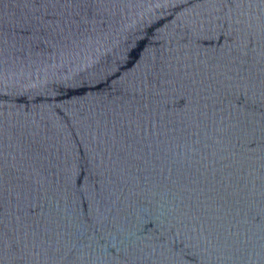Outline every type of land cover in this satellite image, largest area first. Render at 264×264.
Wrapping results in <instances>:
<instances>
[{"label":"water","instance_id":"water-1","mask_svg":"<svg viewBox=\"0 0 264 264\" xmlns=\"http://www.w3.org/2000/svg\"><path fill=\"white\" fill-rule=\"evenodd\" d=\"M0 264H264V0H0Z\"/></svg>","mask_w":264,"mask_h":264},{"label":"snow or ice","instance_id":"snow-or-ice-1","mask_svg":"<svg viewBox=\"0 0 264 264\" xmlns=\"http://www.w3.org/2000/svg\"><path fill=\"white\" fill-rule=\"evenodd\" d=\"M8 250H9V252H10V253H13V252H14V249H13V248H11V247H9V249H8Z\"/></svg>","mask_w":264,"mask_h":264}]
</instances>
